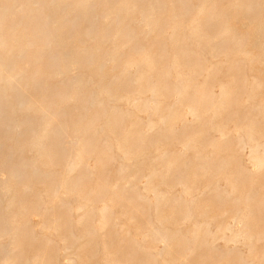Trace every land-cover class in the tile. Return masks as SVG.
Returning a JSON list of instances; mask_svg holds the SVG:
<instances>
[{"label": "rangeland", "instance_id": "rangeland-1", "mask_svg": "<svg viewBox=\"0 0 264 264\" xmlns=\"http://www.w3.org/2000/svg\"><path fill=\"white\" fill-rule=\"evenodd\" d=\"M255 105L264 0H0V264H264Z\"/></svg>", "mask_w": 264, "mask_h": 264}, {"label": "bare ground", "instance_id": "bare-ground-1", "mask_svg": "<svg viewBox=\"0 0 264 264\" xmlns=\"http://www.w3.org/2000/svg\"><path fill=\"white\" fill-rule=\"evenodd\" d=\"M262 32V30H261ZM23 77V76H22ZM23 79V78H22ZM262 83L260 81H257L256 84H255V87L256 88H262ZM220 94L222 95V97H224L226 95V91L221 89V91H219ZM150 93H151V102L146 104L145 105V108L146 109H149V110H153L154 109V96H155V93H156V88L155 87H151L150 88ZM216 93V92H215ZM110 99V98H109ZM120 103V102H119ZM130 104V103H129ZM120 106V104H119ZM140 107V106H139ZM123 108V107H122ZM134 110V109H133ZM264 110V107L263 106H260V105H255L254 106V111L256 113V115H259L260 113H262ZM189 114L193 115V116H197L196 115V112H195V109L193 108H190L189 109ZM120 116V115H119ZM124 116V114L122 115ZM10 119V117H7ZM147 118V117H146ZM259 119V118H258ZM151 131L153 130V127L152 126H149L148 128V131ZM99 133V132H98ZM237 136V135H236ZM220 139V138H218ZM241 143L246 146L249 147V150H250V154H251V158H252V161H253V165L257 168V171H262L264 170V142L262 143H256L253 139L249 138L247 140H244V138H241ZM43 142L39 141L38 143L35 144V147L37 148V150L39 152H44L46 153V150L44 148V146L42 145ZM195 149V148H194ZM205 149V148H204ZM232 149V147H231ZM36 150V149H35ZM214 150V149H213ZM233 150V149H232ZM125 154V153H124ZM209 155V154H208ZM207 155V156H208ZM216 156V154H215ZM47 157H51V155H48ZM48 159V158H47ZM120 160V159H119ZM248 161V160H247ZM210 163V162H209ZM244 166V165H242ZM76 168V164L75 162L72 160V161H69V163L66 165L64 171H65V175L68 176V175H71L74 170ZM212 168V167H211ZM217 168V167H216ZM200 169V167H199ZM121 172H123V169H120ZM222 170V169H221ZM233 170V168H232ZM127 171V170H126ZM235 173V172H234ZM192 175V174H191ZM197 175V174H196ZM223 175V174H222ZM210 176V175H209ZM183 177V176H182ZM184 179V178H183ZM217 179V178H216ZM235 188V187H234ZM160 189V188H158ZM214 190V189H213ZM2 194L5 195L7 192H8V186L6 184L3 185L2 187ZM191 192V191H190ZM201 192V191H200ZM149 195V194H148ZM152 195V194H151ZM238 195V193H237ZM247 195V194H246ZM245 195V196H246ZM241 196V195H240ZM239 196V197H240ZM247 197V196H246ZM249 198V197H248ZM250 199V198H249ZM163 200V197H161L159 194H155V202L154 204L155 205H158L161 201ZM202 201V200H201ZM192 201H190L189 203H186V207H185V216L187 217H191L192 216V208H191V205H192ZM233 206V205H232ZM249 206V205H248ZM247 206V210L250 211V207ZM234 207V206H233ZM107 213V209H104L103 210V214H106ZM239 215V214H238ZM243 217V218H242ZM241 218H238V221H239V224H240V230L234 235L233 239H232V243L233 245H236L238 243H241L242 240H251V237H248L247 236V232L245 230V227H246V219H248V213L245 212V215H243ZM234 223V222H233ZM161 225H152L151 227V235H152V238L157 241L158 243H160L161 245H163V247H166L168 245V243L170 242L171 240V235L170 233H168L167 231H165L164 229L160 228ZM203 227V230L206 232L207 234V238L211 237L213 235V232L210 230L208 224H203L202 225ZM239 226V225H238ZM0 230L2 231L3 234H9L12 232V227L8 225V223L4 222V220L1 222L0 224ZM198 228V227H197ZM195 228V229H197ZM232 227H229L228 230H231ZM52 230L54 231L55 228H52ZM87 235H90V231H87ZM210 235V236H209ZM207 238H204L203 240H201L199 243L197 242V237H196V231L189 235L188 239H187V250H188V253L187 255H190V254H193V246H203V247H207L209 245L208 241H207ZM224 238V236H223ZM230 239V238H229ZM225 242V241H224ZM224 244V243H223ZM136 245L138 247H142V241L141 242H137ZM228 246V244H227ZM235 248V247H233ZM232 248V249H233ZM228 249V248H226ZM229 250H227L228 252ZM0 253L3 255V256H8V254H10V251L8 250L7 246L0 243ZM63 253V252H62ZM235 253V252H234ZM121 258V257H120ZM159 255L157 256H154L153 258V264H160V260H159ZM261 260L264 262V254L262 255L261 257ZM68 264H83L82 260H79V259H71ZM161 264H163L161 262Z\"/></svg>", "mask_w": 264, "mask_h": 264}]
</instances>
